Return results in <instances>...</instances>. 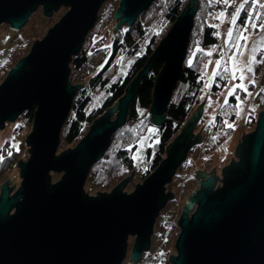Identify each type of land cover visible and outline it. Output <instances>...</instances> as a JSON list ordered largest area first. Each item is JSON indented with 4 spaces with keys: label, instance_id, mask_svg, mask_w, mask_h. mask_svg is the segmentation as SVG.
I'll return each instance as SVG.
<instances>
[{
    "label": "water",
    "instance_id": "water-1",
    "mask_svg": "<svg viewBox=\"0 0 264 264\" xmlns=\"http://www.w3.org/2000/svg\"><path fill=\"white\" fill-rule=\"evenodd\" d=\"M107 0H0V25L19 31L41 8L45 17L67 10L45 35L29 46L0 83V128L34 110L25 137L28 158L16 167L21 179L0 184V264H122L132 237L129 261L149 249L155 221L173 193L169 185L188 152L202 141L194 128L204 99L165 148L158 167L126 193L134 173L109 192L89 195V169L102 158L112 135L125 124L138 83L154 61L162 66L154 80L149 121L160 126L182 72L198 0H189L159 40L123 96L107 108L72 148L56 154L63 124L82 88L70 81L69 63L97 21ZM154 0H119L114 30L130 26ZM254 129L236 141L233 158L209 172L194 167L197 188L177 219L175 254L169 264H264V110ZM237 159V161H236ZM241 172L236 176L233 172ZM51 172L61 173L51 183ZM168 188V190H167Z\"/></svg>",
    "mask_w": 264,
    "mask_h": 264
},
{
    "label": "trees",
    "instance_id": "trees-1",
    "mask_svg": "<svg viewBox=\"0 0 264 264\" xmlns=\"http://www.w3.org/2000/svg\"><path fill=\"white\" fill-rule=\"evenodd\" d=\"M187 1L154 0L137 16L133 24L128 27L122 26L116 31L113 25L110 34L105 28L112 19L114 7L111 6L109 0L103 3L95 28L86 36L80 51L72 56L69 68L71 70L83 69L92 54L100 49L107 48V59L94 74L87 76L85 86L76 93L71 112L61 130L59 146L68 147L76 144L94 121L98 120L107 108L123 96L126 86L146 64L159 40L174 23ZM256 10H258L257 26H259L264 15V7L247 2L237 15L236 27L239 26L245 31ZM212 11L213 6L210 3L206 0H198L182 72L166 107L163 124L155 126L149 121L153 84L162 66L161 62L154 61L148 74L138 83L137 91L128 107L125 124L112 135L111 143L102 158L89 169L86 179L89 191L108 189L133 172L135 182H141L158 167L164 158L168 143L179 133L187 118L201 103L203 76L207 70L209 56L207 50L218 44L215 27L209 23ZM158 14L159 16L156 17ZM158 18L162 19L159 23L156 20ZM19 34L21 31L16 34V37ZM97 34H100L98 41L94 38ZM32 42L33 40H27V44L13 45L8 51L6 60H0V73L6 74L20 57L27 54V46ZM104 42L107 44L105 47ZM99 43L102 44L97 46ZM188 57H191L190 63H187ZM120 62L123 66L121 71L118 67ZM221 73L220 71L218 75L220 77L215 76L208 90L209 93L217 94L219 89L227 84ZM237 94L239 93L229 95L226 99L227 103H224L222 109L217 111L210 132L205 127L199 126L202 124L200 122L202 119H200L197 126L202 141L190 149L191 151L204 146L203 152L207 153L212 147L221 143V140L231 135L233 128L227 123L236 118ZM241 94L244 98L245 92ZM252 95L251 99L256 100L255 108L245 120V128L249 130L254 129L256 114L264 108V86ZM223 109L226 110L223 111ZM33 113V109L24 111L16 122L5 123L0 128V132H3L6 138L4 145L0 146V184L7 179V173L14 166V162L20 158V149L25 146L26 137V135L23 139L19 137L22 133V124L25 123L27 127H32ZM14 141L19 142L17 143L19 149L9 151L10 148L6 145ZM189 164V161L185 160L176 172ZM233 173L236 176L241 174L240 171ZM175 228L176 224L172 225L171 221L159 224L160 237L168 236ZM154 264L160 263L155 261Z\"/></svg>",
    "mask_w": 264,
    "mask_h": 264
},
{
    "label": "rangeland",
    "instance_id": "rangeland-1",
    "mask_svg": "<svg viewBox=\"0 0 264 264\" xmlns=\"http://www.w3.org/2000/svg\"><path fill=\"white\" fill-rule=\"evenodd\" d=\"M109 1H110L111 6L114 7V11H115V9L118 7L119 0H109ZM206 1L213 6V11L211 13L212 15L209 19V23L213 27H215L216 34L218 36L217 37L218 44L217 46L211 48L210 50H207L209 54L208 64H207L206 73L203 76L204 78L203 79V92L201 94V99L202 100L204 99V105L202 108L203 113L200 118L202 119V121H200L199 119V121L202 122V124L199 126H201L202 128L205 127L206 130L210 132V129L214 125L215 115L218 110L222 109V106L224 105L225 100L229 96V92L230 91L232 93L236 92L240 94V95L239 94L236 95V100H237L236 112H235L236 118L235 120L227 123L230 127L233 128L231 131L232 133L227 138H225V140H221V143H219L215 147H212V149L207 153L203 152L204 146H201L199 149L197 147V149H195L194 151L190 150V152H188L185 160L189 161L190 163L189 166L179 169L173 176L170 184H168L169 189L174 195L173 200H169L166 203V205L163 207V209L161 210V212L163 211V213L160 212L158 217L155 218L156 221H155V225L153 228V233L151 235L150 247L144 253L142 252V256L140 260L138 261V263H135V264H154L155 261H158L160 264H169L168 257L170 255L175 254L174 242H175V238L179 231V228L176 224L177 219L180 215L183 204L186 202L188 195L194 189L197 188L196 179L191 175L194 167L201 169V170L204 168L206 172H209L211 170V167L215 166L214 168L215 173L219 175L221 167L227 164L230 161L231 157L233 158L234 156L233 151L237 143L236 141L240 140V136L242 134L249 133L253 130V129L249 130L245 128V120H246L247 115L250 114V112L253 111L255 108L256 100L254 98H253L254 100L251 99L253 96L252 93H256L258 90H260L259 75L257 76V74L264 70V49H260L256 53L257 63L258 62L262 63L263 68L259 69L258 67L259 63L258 64L254 63L252 67V71L250 72L247 71L244 74L242 71H240L237 76L235 75L236 77L235 79H233V76L231 75L233 71H235L236 64H238L236 60V55L238 52H240L239 50L241 49V48L238 49L236 47L237 37L239 36V34L244 33V35L247 37V40L239 41L241 45L243 44V41H244V49L242 51L244 55H242L241 58H246L247 53H246L245 47H247L248 44L250 43V37L249 35L247 36V34H252V37H253L255 36V34H258L260 32L264 33V29L259 28V26H257L259 30L257 27H256L257 30L251 27L252 24L257 25L258 10L254 12L253 18L249 22V25H248L249 27L246 28L245 31H243L241 27L239 26L236 27V24L235 23L233 24L232 20H233V17H235V21H236L237 15L239 13V12L237 13V9L238 8L241 9L240 6L244 5L245 0H232V1L229 0L227 3H223L224 0H206ZM248 2H251V4H256V5H264V0H248ZM66 10L67 8L60 7L57 11L50 14L51 16L45 17L42 13V9L37 8L32 13V15H30L31 17L25 23L24 27L20 29L19 31L11 30L10 28L7 27L8 26L7 24L0 25V54H1L0 60L1 61L6 60L8 51L12 49L13 45L25 44L27 40H33L34 42L36 39L37 40L41 39L43 35H45L47 30L52 26V24L58 22L59 18L65 13ZM220 13H223L224 15L221 17ZM158 16L159 14L156 15V17ZM156 20H157V23L162 21L161 18H158ZM116 22L117 20L114 21L112 18L109 22L110 24L109 23L106 24L105 29L108 32V34L111 33V26L113 25L115 26ZM96 23L94 26H96ZM262 23H264V15L261 19V24ZM94 26L93 28H95ZM93 28L90 31H92ZM229 29L232 30V34H233L231 40H229L228 38ZM20 31H21V34H19L16 37V34H18ZM89 33L90 32H88V34ZM99 35L100 34L94 35V38L96 41L99 40L98 38ZM224 35L226 37L225 39H224ZM11 40L14 42H12ZM32 43L29 46H31ZM101 44L99 43L97 44V46ZM106 45L107 44L104 42V47ZM29 46H27V52H28ZM251 46H252V43L250 44L249 47L253 49L254 47H251ZM106 49L107 48L102 49V50L100 49V51H98L97 53L92 54V56L88 59V61L84 65L83 69H81L77 74L75 73L74 76L76 75L77 76L74 78L70 77V79H74L73 80L74 82L72 83H75V82L81 83L87 78V76L94 74L103 65V63L107 59ZM230 57H232L231 60H230ZM217 60L220 61L219 67H217L216 65ZM190 62H191V57H188L187 63H190ZM119 64L120 66L118 67L121 71L123 66H121V62ZM225 69H227V71H225ZM74 71H78V70H74ZM220 71L222 72L221 75L227 84L222 89H219L220 91H218L217 94H211L208 92V90L210 86L212 85L215 79V76H218ZM213 72H216L217 74L214 76ZM6 74L0 73V83ZM241 76L244 77L243 80L240 79ZM241 84H243L244 88H246V91H242L239 87H235L236 85H241ZM242 92H245L244 98L241 94ZM226 95L227 97L223 102L222 97L223 96L225 97ZM224 110L226 109H223V111ZM261 110H264V108H262ZM256 117H257V114H256ZM17 118L13 120V122L10 121L8 123L12 124L16 122ZM198 123L199 122H197L194 128V131H193L194 135H196L197 132L199 131V127L197 126ZM17 125H20V124L17 123ZM21 131L22 133L24 132V134L21 133L19 137L20 138L22 137L23 139L25 135H27L31 131V127L29 126L27 127L26 124L23 123ZM5 140L6 138L5 136H3V132H0V146L4 145ZM17 143L19 142L14 141L13 143L11 142L10 144H7L6 146L10 148L9 151L18 150L19 146L17 145ZM73 146H75V144L72 146H68V147L65 145L59 146L56 154L62 152L66 148H72ZM27 149L28 148L26 145L20 149L19 159H21L22 162L28 158V152H26ZM50 176H51V183H55V181H58L60 179L61 173L51 172ZM125 177H127V175L124 176L123 178ZM7 179L10 180L8 184L9 187H11L14 184L12 191H11V194L12 193L14 194V192L19 187L18 183H20L21 181V179L19 178V169H17L16 167V162H14V166L11 168L10 172L7 173ZM120 180H122V178ZM136 183H139V181L135 182V178L133 177L129 182L126 183L124 187V191L126 193L132 192L134 185ZM114 186L109 187L108 189H100L98 191L99 192H109L110 189H112ZM84 192H87L89 195H95L97 191L95 190L89 191L87 189V180H86V183L84 185ZM166 221H171L172 225L176 224V228L175 230L171 231L168 236L160 237L161 229H159V224H163ZM131 240H132V237H130L128 240V248H127L126 256L122 264H134L133 262L131 263L128 259L130 251H131V245H132Z\"/></svg>",
    "mask_w": 264,
    "mask_h": 264
},
{
    "label": "crops",
    "instance_id": "crops-1",
    "mask_svg": "<svg viewBox=\"0 0 264 264\" xmlns=\"http://www.w3.org/2000/svg\"><path fill=\"white\" fill-rule=\"evenodd\" d=\"M258 30H259V28H258ZM257 33V32H256ZM249 35V37H250V43L248 44V46L247 47H245L246 48V53H247V55H246V58H241V55L239 54L241 51H243V49H244V41H243V44H242V48L239 50L240 52H238L237 53V55H236V60H237V62H238V64H236V67H235V75L237 76L238 75V73L240 72V71H242L243 72V74L245 73V72H247L248 70H247V67H246V61L248 60V59H250V58H255L254 59V61L252 62V65H251V67H253V65H254V63H257V60H256V53H257V51L258 50H260V49H264V33L263 32H260V33H258V34H255V36H253L252 37V34H247V36ZM226 37H225V35H224V39H225ZM242 41V40H241ZM254 42H256V43H254ZM252 43V46L251 47H254L253 49H251L249 46H250V44ZM249 48V49H248ZM237 66H238V69L239 70H236V68H237ZM259 75V87H261V86H264V70L263 71H261L260 73H258L257 74V76ZM232 76V75H231ZM247 80H249V79H247ZM229 90H231V89H229ZM228 95V94H227ZM227 95L223 98L222 97V100H223V102H224V100L226 99V97H227ZM203 170V169H202Z\"/></svg>",
    "mask_w": 264,
    "mask_h": 264
},
{
    "label": "snow or ice",
    "instance_id": "snow-or-ice-1",
    "mask_svg": "<svg viewBox=\"0 0 264 264\" xmlns=\"http://www.w3.org/2000/svg\"><path fill=\"white\" fill-rule=\"evenodd\" d=\"M224 2L227 3L228 0H224ZM247 2H248V0H245V3H247ZM240 7L243 8V5H241ZM262 7H264V5H262ZM239 10H240V9L238 8V9H237V13L239 12ZM223 15H224L223 13H220V16H221V17H222ZM232 23H233V24L235 23V17H233ZM245 27H247V25H246ZM251 27L256 28L257 25H256V24H252ZM259 28L264 29V23L260 24V25H259ZM232 35H233V34H232V30L229 29V32H228V38H229V40L232 39ZM240 40H247V37L244 35V33H240L239 36L237 37L236 47H237L238 49L243 47V46L239 43ZM239 54H240L241 56L244 55V53H243L242 51H241ZM231 59H232V57H230V60H231ZM254 59H255V58L253 57V58H250V59H248V60L246 61V67H247V70H248L249 72L252 71V67H251V65H252V62L254 61ZM216 65H217V67L220 66V61H219V60L216 61ZM236 70H239V69H238V66H237ZM225 71H227V69H225ZM216 74H217L216 72H213V75H214V76H215ZM232 76H233V79L236 78V77H235V71H233ZM240 79L243 80L244 77L241 76ZM235 87H239L241 90L246 91V88H244L243 84H241V85H236ZM233 91H234V89H233ZM231 94H232V92L230 91V92H229V95H231ZM225 103H227V100H225Z\"/></svg>",
    "mask_w": 264,
    "mask_h": 264
},
{
    "label": "built area",
    "instance_id": "built-area-1",
    "mask_svg": "<svg viewBox=\"0 0 264 264\" xmlns=\"http://www.w3.org/2000/svg\"><path fill=\"white\" fill-rule=\"evenodd\" d=\"M258 67H259V69L263 68L262 63H259V64H258ZM79 71H80V70H78V71L71 70V73H70V76H69V77H72V78L76 77L77 75H76V76H74V75H75V73L77 74ZM73 80H74V79H70L71 82H74ZM75 83H76V82H75ZM81 84L84 85L85 82L82 81Z\"/></svg>",
    "mask_w": 264,
    "mask_h": 264
}]
</instances>
